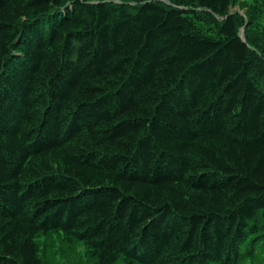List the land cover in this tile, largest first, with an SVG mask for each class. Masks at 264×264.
<instances>
[{
	"label": "trees",
	"instance_id": "1",
	"mask_svg": "<svg viewBox=\"0 0 264 264\" xmlns=\"http://www.w3.org/2000/svg\"><path fill=\"white\" fill-rule=\"evenodd\" d=\"M113 1L0 0V264L47 233L96 264L253 259L264 83L233 0Z\"/></svg>",
	"mask_w": 264,
	"mask_h": 264
},
{
	"label": "rangeland",
	"instance_id": "2",
	"mask_svg": "<svg viewBox=\"0 0 264 264\" xmlns=\"http://www.w3.org/2000/svg\"><path fill=\"white\" fill-rule=\"evenodd\" d=\"M160 1L168 3L167 0ZM113 3L124 4L128 8L136 5L132 0H117ZM229 10L242 23L240 36L249 41L254 73L258 81L264 83V0H233ZM215 20L220 21L221 18L216 17ZM35 241L41 264H96L87 255L83 243L67 242L61 233L39 234ZM239 264H264V248L253 259H244Z\"/></svg>",
	"mask_w": 264,
	"mask_h": 264
},
{
	"label": "bare ground",
	"instance_id": "3",
	"mask_svg": "<svg viewBox=\"0 0 264 264\" xmlns=\"http://www.w3.org/2000/svg\"><path fill=\"white\" fill-rule=\"evenodd\" d=\"M157 2V1H156ZM158 2H160V1H158ZM63 4H64V2H63ZM96 5V4H95ZM137 5V4H136ZM160 5V4H159ZM75 6V5H74ZM124 6V5H123ZM128 6H129V4H128ZM171 6V5H170ZM92 7V6H91ZM136 8V7H135ZM60 9V8H59ZM49 10H50V8H49ZM132 10V9H131ZM174 12V11H173ZM201 12V11H200ZM189 14V13H188ZM213 15V14H212ZM195 19V18H194ZM213 25V24H212ZM215 27V26H214ZM216 28V27H215ZM205 31V30H204ZM64 51V50H63ZM246 53V52H245ZM248 55V54H247ZM61 58V57H60ZM67 59V58H66Z\"/></svg>",
	"mask_w": 264,
	"mask_h": 264
}]
</instances>
